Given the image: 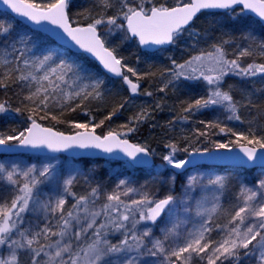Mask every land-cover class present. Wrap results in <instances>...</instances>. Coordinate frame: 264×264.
<instances>
[{
    "label": "snow or ice",
    "instance_id": "1",
    "mask_svg": "<svg viewBox=\"0 0 264 264\" xmlns=\"http://www.w3.org/2000/svg\"><path fill=\"white\" fill-rule=\"evenodd\" d=\"M2 3L12 13L36 25L41 24L42 21H47L62 29L80 49L95 55L105 69L122 76L132 93L137 92L139 85L133 83L127 75L120 71V68L127 66L122 65V58H117L114 54L115 49L105 47V41L97 34V26L106 23L122 31L124 40L137 38L140 45L150 46L174 43L181 32L185 30V26H189L201 10L219 9L235 13V6H242L240 12L235 13L233 19L239 18L238 22L243 24L244 12L250 11L264 22V0H189V2L175 7L164 4L157 5L152 3V0H139L138 3L120 0L121 8L118 15L108 16L106 20L103 16L94 18L86 27L71 26L66 11L70 0H55V2L46 5L30 2V0H2ZM103 3L105 7L112 6L111 0H103ZM146 4H151V6L146 7ZM120 16L126 21V27L124 23L117 22ZM13 27V24L0 20V35H11ZM112 27L109 28V32L112 31ZM20 42L27 43L24 40ZM259 47L261 55H264V43H261ZM248 54H250L248 49L241 52V55ZM205 59L212 62L213 67L209 71H216L215 76L206 75L201 70ZM24 64L27 66L29 61L25 60ZM173 65L175 67L171 70V74L174 79L180 77L199 79L203 77L209 85L215 86L209 90L206 98L200 97L189 103L185 111L192 108L200 109L213 105H225L232 112V115L228 117L229 119H240L239 115L236 114V104L233 97L229 92L220 89V82L223 77L229 71L238 69L239 65L236 60H226L221 47L216 46L215 51L208 53L206 58L203 55L193 56L183 64H177L173 60ZM35 67L37 70H44V74L40 77H36L32 73L21 74L18 79L28 80L31 78L36 81L39 86L34 92H30L27 99L37 104L38 107L43 106L44 109L48 107L50 95L60 89V84L73 88L83 79L80 73L87 71L75 61L54 56L53 51H49L42 58L37 57ZM127 71L133 76L137 75L131 67H128ZM198 71L199 77L194 75ZM257 72L264 73V64L258 66L250 64L248 68L240 69L236 74L247 75L250 73L254 76ZM50 77H55V79ZM44 81L48 82L47 85L43 83ZM2 83L0 81V84ZM99 83L96 81L91 87L95 89ZM168 83H171V80ZM88 87L89 85H84L79 90L67 93L66 98L80 96ZM60 90L63 91V89ZM160 90L163 91L164 89ZM91 94L86 93V95ZM147 94L151 95V93ZM96 95L98 96L100 93L96 92ZM8 111L6 105L0 103V113ZM139 118L141 117H137V119ZM29 119L31 126L19 132L18 135L0 136V146H5L6 150H11L15 146H9V141H18V146L47 148L53 152L73 147L81 149L100 148L109 153L113 152L114 149H119L132 161L147 163L145 160H137L141 153L145 156L148 155L147 148L130 144L127 139H120L118 134L109 132L106 136L100 137L94 133L85 132L77 133L75 136H65L63 133L53 132L50 128H43L31 117ZM102 123L103 121H101ZM76 126L87 127V125ZM212 126L218 127L215 124ZM131 130L129 129V131ZM220 131L224 132L225 129L221 128ZM227 131L231 132L232 130L228 129ZM232 135L236 137L235 141L228 144H216V148L231 152L230 144H236L239 151L243 153L242 157H238L241 164L251 163L254 165L259 163L261 167H264V136L257 137L251 129L248 135L236 132H232ZM241 140L252 146H246V144L241 143ZM167 147L171 151L163 159L168 165L175 169H181L189 163L188 160L175 158L176 152L179 151L175 145H167ZM183 151L187 152L188 149L185 148ZM54 168L55 166L49 163L39 170L35 165H32L27 170L21 171L18 165H12L9 170L0 164V176H4L10 184L19 185L20 182L16 177H24V183L18 188L19 194L12 199L11 203L9 204L7 201L0 203V249L7 250V255L0 254V264H139L137 256L129 255L132 252L138 255H162V264H193L194 260L205 262V264H218V262L225 264L226 261L229 264H240V249L246 250L245 256L255 255L258 251L259 262L264 264V179L258 181L256 189L241 185L239 196L241 203L234 205L231 209H222L220 195L213 196L211 207H206L204 202L197 201L196 215L202 218L198 228L188 230L183 236L176 231L177 225L165 228L163 238L150 240L151 247L146 248L145 238L152 235V229L145 228L138 235L137 225L141 221H150L155 224L166 209L171 213L173 211L171 206L176 202L174 196L169 194L163 199L153 200L149 198L148 194H144L140 200H132L131 205H129L121 201L120 193L113 192L107 196L108 203L96 210L90 207L94 204V200H90V197H95L97 194V189L93 188L90 196L78 197L76 203L65 212L66 200L62 196H59L55 205L52 206L50 203H41L38 192L34 191L37 189V185L43 183L41 178L47 179L53 175ZM37 172L38 176L36 175ZM74 179L73 176L64 181V192H69V186L72 185ZM172 179L174 180L175 177ZM202 179L203 177H189L186 186L187 191H193ZM122 185H126L125 180H120L117 188L119 189ZM208 185L215 186L216 191L222 194L226 187V177L217 175L215 178H210ZM133 191L135 190L127 188L123 194L127 195ZM30 203L43 208L46 219L49 211L52 213L59 211L60 216L56 225L53 226L50 222L45 223L37 231L22 227L24 224L22 214L29 210ZM121 207L124 211L120 212L118 217H113L111 212H118ZM190 211L191 208L186 206L185 212ZM219 211H224L226 214V223L224 224L214 223L213 217ZM102 213L105 221L98 224L97 219ZM137 214L139 219H136ZM129 221L130 226L125 223ZM110 228L113 232H120L123 239L119 240L118 243L110 242L106 238ZM217 229L222 235L219 239H213L211 233ZM89 230H92L91 236L95 237L94 239L88 236ZM129 232L131 233L130 236ZM170 239L172 242L166 247V242ZM82 241L83 243H81ZM254 241L255 244H253ZM249 245H252L251 249ZM142 249H146V251H142ZM22 255L25 257L24 261L21 260Z\"/></svg>",
    "mask_w": 264,
    "mask_h": 264
},
{
    "label": "trees",
    "instance_id": "2",
    "mask_svg": "<svg viewBox=\"0 0 264 264\" xmlns=\"http://www.w3.org/2000/svg\"><path fill=\"white\" fill-rule=\"evenodd\" d=\"M129 1L138 3L137 0ZM185 1L152 0V3L175 7L182 5ZM30 2L46 5L55 0H30ZM111 5V7H105L103 0H70L68 15L74 25L87 26L94 18L103 16L106 20L108 16L118 15L121 8L120 0H111ZM149 6L151 4H146V7ZM239 12L240 10H235V13ZM235 13L201 15L190 29L181 33L190 34L193 37L192 45L196 49V52H192L181 60H190L197 53L215 50L218 46L223 49L226 60L237 61L239 68L232 71L225 79L221 91L229 92L233 97L239 120L228 118L232 112L225 105L192 108L185 111L189 103L200 97L206 98L209 91L201 82L181 78V81L175 83L168 77L175 67L173 60L177 61V58L181 56L176 55L171 58L163 54L153 57L151 54L141 52L137 43L132 40H128L118 48L113 47L110 42L105 43L106 47L115 49L114 54L118 58H122V64L127 66L124 67L126 75L139 84V90L131 95L124 82L109 79L93 61L61 48L48 37L32 32L8 14L0 12V20L14 26L11 35H0V81L3 82L0 84V103H4L9 109L8 112L0 113V136L18 135L31 124L29 119L31 117L46 127L66 134L75 133L73 127L76 125H87L95 129L100 136L107 135L109 132L117 133L122 138L145 147L155 154L170 152L171 149L167 145H175L179 149L175 154L179 160H186L190 153L197 150L212 151L217 149L216 144H228L235 141L236 137L232 135V132L248 135L251 129L257 137L264 136V73L254 76L236 74L250 64L257 66L264 64V55H261L259 47L261 43H264V29L258 21L244 14L242 17L244 23H239V18L233 19ZM117 22L123 23V17L120 16ZM110 27L112 26L106 23L97 26L101 38L105 34L104 31L108 32ZM21 40L27 43H21ZM244 49H248L250 54L241 55ZM49 51H53L54 56L75 61L87 71L80 73L83 79L73 88L60 84V89L63 91L57 89L52 93L48 100V107L44 109L43 106L38 107L27 99L30 92H34L39 86L36 81L31 78L20 80L18 77L28 73L36 77L42 76L44 70H37L35 61L37 57L42 58ZM25 60L29 61L27 66L24 64ZM181 60L179 59L178 63ZM128 67L133 68L137 75L133 76L128 72ZM50 78L55 79V77ZM169 80L171 83H168ZM96 81L100 83L93 89L91 85ZM43 83L47 85L48 82ZM84 85L89 87L80 96L66 98L67 93L79 90ZM162 88L163 91L160 90ZM96 92L100 95L97 96ZM86 93L92 94L86 95ZM137 117L141 118L137 119ZM101 121H103L102 124ZM214 124L218 127H213ZM221 128L225 131L221 132ZM129 129L132 130L129 131ZM228 129L232 131L229 132ZM17 142L9 141L10 144ZM241 143L246 144L243 140ZM246 146L252 145L246 144ZM230 147L238 146L230 144ZM185 148L188 149L187 152L183 151ZM7 158L10 160L49 159L48 157L16 156L0 157V161ZM81 162L86 168H90L91 164L100 163L94 160H81ZM196 169H217L231 173L244 171L237 168L206 166ZM101 170L100 175L105 177V171ZM141 172L139 171L138 179L142 182L137 181L141 183L138 186L147 187L153 184L143 172V177L146 178L144 179ZM73 187L75 192L78 186ZM162 193L163 197L160 199L169 195ZM170 194L174 197L176 195ZM3 196L4 199L0 194L1 203L11 202V197Z\"/></svg>",
    "mask_w": 264,
    "mask_h": 264
},
{
    "label": "rangeland",
    "instance_id": "3",
    "mask_svg": "<svg viewBox=\"0 0 264 264\" xmlns=\"http://www.w3.org/2000/svg\"><path fill=\"white\" fill-rule=\"evenodd\" d=\"M137 1L139 2V0ZM187 2H189V0H186L184 3ZM129 3L131 2L129 1ZM72 24H74V22H72ZM104 33L105 34L102 36V39L105 41V43L110 42L115 48H118L121 44H125L126 42H128V40L123 39L124 33L120 30L115 29L114 27H112L111 32L104 31ZM191 39H193V37L190 34H180L176 38L173 46L170 49L153 55V57H156L158 55L162 56L163 54L166 57L171 58L176 57V55L181 56L177 58L176 62L178 63L179 59L181 60V58L189 56V54H191L192 52H196V49L192 45L193 41ZM190 45L192 46L190 47ZM214 51L215 50L213 49L206 52L201 51L197 53L196 56L203 55L206 58L208 53H212ZM184 62L185 61H183L182 59L178 64H183ZM212 67V62L205 59L201 70L204 71L206 75L215 76L217 74L216 71H209V69ZM243 69L246 68L244 67ZM231 72L232 71H229L223 77V80L220 82V89H222V85L225 79L230 76ZM260 74L263 73L257 72L256 75ZM194 75L199 77V71ZM249 75L251 74L249 73ZM168 77L175 83L181 81V78L190 81L195 80L196 82H201L208 91L215 87L214 85H209L207 81L203 79V77H200L199 79H187L185 77L174 79L172 77V74H169ZM73 128V131L75 132L92 131L97 134L96 130L91 127L82 128L75 126ZM152 153L153 157L155 158L154 166L148 170H142L141 172L142 177L144 172L145 176L153 182V184L147 187L138 186V184H141L137 182L140 180L138 179V177H140L139 171L141 170L134 169L127 162L99 161L100 163L91 164L89 166L90 168H86L81 161H74L64 157H58L43 160L26 158L10 160L9 158H7L5 160H1L0 164H3L5 168L9 170L11 169L12 165H18L21 171L27 170V168L32 165H35L38 170L45 164L50 163L54 165L55 168L53 175L47 179L41 178L43 179V183L37 185V189L34 191L38 192L39 201L41 203H50L52 206L55 205L56 199L59 196H62L66 200V204L64 205L65 212L69 210L73 204L76 203V199L78 197L90 196L93 188L97 189V194L95 197H90V200H94V204L90 205V207H93L96 210H99L103 204L108 203L107 196L112 194L113 192L120 193L121 201L129 205H131L132 200H140L144 196V194H148L150 199L159 200L161 197H163V195H161V192H165V194L175 193L176 202L173 206H171L173 208V211L169 213L167 210L164 217L156 226L150 227L148 225V221H141L137 225L136 231L138 235L141 234L145 228L152 229V235L145 238L146 248L151 247V243L149 242L150 240L163 238L165 228H171L173 225H177L176 231L181 236L185 235L188 230H194L195 228H198L202 218L196 215L197 201H202L205 203L206 207H211L213 196L220 195V204L222 209H231L234 205L241 203L239 199L241 185L256 189L258 181L260 179H264V171H262L261 169L254 171L244 169L243 172L238 173L224 171L221 172L217 169H195L181 175H176L172 171H169V168L172 166L168 165L167 162L163 159V157L165 155H168L169 152H159L158 154H155L154 152ZM175 158L179 160L177 158V155H175ZM101 169L105 171V177L103 175H100V172H102ZM36 175L38 176V172L36 173ZM217 175L226 177V187L223 190L222 194L216 191L215 186L208 185V180L210 178H215V176ZM73 176L75 177V179L73 180L72 185L69 186V194V192H64V181ZM191 176H196L198 178L203 177V179L193 191H187L186 186L188 185L189 177ZM173 177H175L174 180L172 179ZM16 179L20 182L19 185H12L6 180L4 176H0V194H2L3 199V195H6L8 197H11L12 201V199L19 194L18 188L24 183V177L17 176ZM120 180H125L126 185H122L118 189L117 185L119 184ZM74 185L76 187L78 186L75 192V189L73 187ZM127 188H132L135 191L129 192L127 195H124L123 193ZM186 206H189L191 208L190 212H185ZM36 207H34V205L30 203L29 210L22 214L24 216V224L22 225V227L30 228L32 231H37L39 230V228H42L45 223L50 222L53 226L56 225L57 219L60 216L59 211H57L56 213H52L51 211H49L47 213L46 219L45 210L39 206ZM123 211L124 209L123 207H121L118 212H111V215L113 217H118L119 213ZM81 215H83V213H81ZM136 219H139L138 214L136 215ZM213 220L214 223L217 224L226 223L225 212L219 211L214 215ZM103 221H105V217L102 213L101 216L98 217L97 223L99 224ZM125 223L129 224L130 226V221ZM91 234L92 230H89L88 236L94 239L95 237H92ZM130 235L131 233L129 232V236ZM221 235L222 233L219 231V229L214 230L211 233L213 239H219ZM106 238L112 243H118L119 240L123 239V236L120 232H113L110 228L108 230V235ZM53 239L56 238L53 237ZM131 242L132 241L130 240V243ZM171 242V239L166 242V247ZM81 243H83V241ZM253 244H255V241L253 242ZM249 248L251 249L252 245H249ZM142 251H146V249H142ZM245 251L246 250L244 249L239 250L240 264H260L258 251L255 255L249 256L244 255ZM0 254L7 255V250L0 249ZM129 255L137 256L139 264H162L163 261V256L159 254L157 256H150L147 254L138 255L137 253L132 252ZM41 259H44V257H41ZM113 259L115 258L113 257ZM21 260H25V257L23 255L21 256ZM193 264H205V262H198L194 260ZM225 264H229V262L226 261Z\"/></svg>",
    "mask_w": 264,
    "mask_h": 264
},
{
    "label": "water",
    "instance_id": "4",
    "mask_svg": "<svg viewBox=\"0 0 264 264\" xmlns=\"http://www.w3.org/2000/svg\"><path fill=\"white\" fill-rule=\"evenodd\" d=\"M242 6H235V10H240ZM67 14H68V8H67ZM0 12L8 14L11 18L19 22L20 24L24 25L25 27L29 28L32 32L39 33L43 36L48 37L50 40H52L55 44L58 46L69 50L70 52L76 54V55H83L93 61L100 70L109 78L115 81H123L122 76H118L113 72L108 71V69H105L100 62V60L93 55L92 53L85 52L83 49H80L78 45L75 44L74 41H71L69 37L63 32L62 29L58 28L55 25H52L51 23L47 21H42L41 24L36 25L27 19L18 16L15 13H12L10 9L7 8L2 3V0H0ZM228 10H219V9H208V10H201L199 13H197L196 17H194L193 21L190 23L189 26H185V30L189 29L193 26L195 21L203 14H225L228 13ZM244 15L250 18L255 19L258 21L261 26L264 29V22H262L258 16H256L254 13L250 11H245ZM69 17V16H68ZM69 22L71 23L70 19ZM72 27H86V26H74L71 23ZM126 27V22H125ZM97 34L100 36L98 30ZM131 40H136L138 43V46L143 53H150L155 54L160 51H165L169 49L173 43L170 44H164V45H150V46H144L140 45L137 38H132ZM106 47V46H105ZM120 71L125 75L124 68H120ZM130 79V78H129ZM136 83V82H133ZM124 84L128 87L131 95H134L135 93H132L129 86L124 82ZM139 85V84H138ZM139 89V87H138ZM38 123V122H37ZM40 124V123H38ZM43 128H50L43 126L40 124ZM31 124L28 126L30 127ZM53 132L56 133H62L54 130L53 128H50ZM94 133L92 131H80L73 134H65V136H75L77 133ZM117 134V133H114ZM27 135V132L26 134ZM94 135L100 136L96 133ZM106 136V135H105ZM119 136V135H118ZM103 137V136H100ZM120 139H123L119 136ZM128 140V139H127ZM130 144H134L131 141L128 140ZM136 145V144H134ZM9 146H15L12 147L11 150H6L5 146H0V157H11V156H37V157H49V158H56V157H65L68 159H72L74 161H80V160H97V161H115V162H127L132 167L138 170H146L150 169L155 164V158L153 155L148 151V155L145 156L143 153L139 154L137 157V160H145L147 163H138L131 160V158L127 157L123 152L119 151V149H114L113 152H105L103 149L100 148H87V149H81L78 147L69 148L67 150H62L59 152H53L47 148H31V147H23L18 146V143L15 144H9ZM250 147V146H249ZM243 153L239 151V147L232 148L231 152H228L224 149H215L212 151H204V152H192L188 155L187 159L189 163L181 169H175L173 167L169 168V171H172L176 175H181L183 173H186L191 170H195L196 168L200 166H206V167H218V168H237V169H245V170H257L261 169L263 170L264 167H261L259 163L256 164H241L238 160V157H242ZM167 209L165 212L157 219L155 224L148 221L149 226L153 227L156 226L160 220L164 217Z\"/></svg>",
    "mask_w": 264,
    "mask_h": 264
},
{
    "label": "flooded vegetation",
    "instance_id": "5",
    "mask_svg": "<svg viewBox=\"0 0 264 264\" xmlns=\"http://www.w3.org/2000/svg\"><path fill=\"white\" fill-rule=\"evenodd\" d=\"M150 7V6H149Z\"/></svg>",
    "mask_w": 264,
    "mask_h": 264
}]
</instances>
